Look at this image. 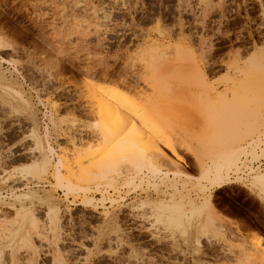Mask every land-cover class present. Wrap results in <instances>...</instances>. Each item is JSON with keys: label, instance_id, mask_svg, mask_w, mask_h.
I'll use <instances>...</instances> for the list:
<instances>
[{"label": "rangeland", "instance_id": "374dc122", "mask_svg": "<svg viewBox=\"0 0 264 264\" xmlns=\"http://www.w3.org/2000/svg\"><path fill=\"white\" fill-rule=\"evenodd\" d=\"M88 81L159 110L178 160L84 179L108 155ZM236 137L213 187L192 154ZM261 138L264 0H0V264H264V174L238 165Z\"/></svg>", "mask_w": 264, "mask_h": 264}, {"label": "bare ground", "instance_id": "6f19581e", "mask_svg": "<svg viewBox=\"0 0 264 264\" xmlns=\"http://www.w3.org/2000/svg\"><path fill=\"white\" fill-rule=\"evenodd\" d=\"M156 61L155 64L157 63ZM158 69L160 70V68ZM169 73H171V71ZM184 76L185 75H183L182 77ZM83 86L86 89V93H88L89 102L92 106L96 107L93 125L94 130H96L97 132L98 140L100 139L108 143L107 147L105 148V151L108 152V155H105L104 160L103 158H101L102 161H100L99 159L100 162L98 161V163H95L96 165L94 164L92 170L89 169L88 171H86V178L84 179H86L87 181L108 180V175L110 173L116 172L115 170L117 168V165H119L121 161H127L129 163L128 165L132 166L131 168L134 169V171H137V173H140L143 168H146L153 173H159V162L165 160V156L171 158L166 153V151H168L171 156L174 157V159L177 158V145L164 131L165 129H161V123L156 120L155 116L160 115L159 110L147 109L143 107L140 103L136 102L114 86L103 83L95 84L90 81L85 82ZM239 86L240 85H238L237 87ZM236 95L237 99H241V92H238ZM108 121H111V123L108 124ZM123 129L127 131L129 130L130 135L128 133L129 136L124 140L122 139L123 141H117L121 136L119 133ZM233 139L234 138H225V140L223 139V143L215 146L213 150L209 151L207 154L209 156V161H206L205 159L207 158L204 159L203 156L199 157L197 154H192L195 159V165L200 172V178L205 176L204 180L212 184L213 187L220 188L223 185H226L229 182V170L236 167V153L239 149L228 151L232 146V142H239L237 137L235 140ZM115 140L117 141V145L115 144V147H112V144L115 142ZM261 141L262 140L260 139V143L256 149L257 153H259L260 156L261 151L259 149V146L261 144ZM99 152L101 151L99 150ZM257 160L251 161L249 155L241 156L240 162L238 161L240 175L249 176L255 173L264 174L247 167H245V169H248V173H244L243 171H241V166L244 165L246 161L249 164H252ZM180 162H182V160ZM41 168L42 171H45L43 165L41 166ZM81 176L85 177L84 175ZM56 178L60 182H62V177L60 176L59 170H57L56 172ZM132 183L133 180H131V182H129L128 180L125 184L130 185ZM111 186L112 184L109 182L108 187ZM249 186L254 190L263 187L264 176H253L249 182ZM141 207L144 206L141 205ZM212 223L213 222L211 221V219H208L207 223H205V227L212 226ZM254 240L258 246H262L264 249V238L259 235H255Z\"/></svg>", "mask_w": 264, "mask_h": 264}, {"label": "built area", "instance_id": "2783aa9c", "mask_svg": "<svg viewBox=\"0 0 264 264\" xmlns=\"http://www.w3.org/2000/svg\"><path fill=\"white\" fill-rule=\"evenodd\" d=\"M261 140L262 141L259 146V149L261 151V152L259 151L261 154L260 158L256 162H253L252 164H249L246 161L245 164L241 166V171H243L244 173H248V169H245V167L264 173V138H261Z\"/></svg>", "mask_w": 264, "mask_h": 264}]
</instances>
